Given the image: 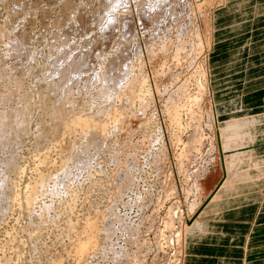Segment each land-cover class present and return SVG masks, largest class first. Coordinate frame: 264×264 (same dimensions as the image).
<instances>
[{"label": "rangeland", "instance_id": "1", "mask_svg": "<svg viewBox=\"0 0 264 264\" xmlns=\"http://www.w3.org/2000/svg\"><path fill=\"white\" fill-rule=\"evenodd\" d=\"M14 1L15 2H13L12 0H2V3L0 1V33H1V35H0V89H1L0 90V95H1V97H0V99H2V100H0V113L3 112V110H7V108L9 106H10L11 110L16 109V111H17V110L21 109L25 103H26L25 106L26 105L28 106L30 104L29 105L30 106V110H29V113H28V115H29L28 119H30L28 121H30V122L28 123V126L25 128L27 133L29 132L28 133L29 136H28V139L26 138V139H24L22 141V143L20 142L21 144H19L18 150H17V156L20 155L21 158L24 156V158H23L24 160H22L21 158L20 159L22 161L19 160L20 163H23L22 164V168H23L22 175L19 176L18 180H16L17 178L14 179L16 181V183H17L18 187L17 186L16 187H17V189H19L18 191H20L22 193L23 192L22 189L24 190V188H23L24 184L29 182V180L32 179V177L35 175V173L33 175V172H35V170L34 171L32 170V168L34 169L35 165L32 162H35V164L37 162H36L35 159H31V160H33V161L30 160L31 163H30V161H28L30 158L33 157V152H34V151L32 152L33 147H34V144H33L32 140L37 136L38 132L39 133L42 132V130H40V129H42L43 127H44L43 129H45L47 126H49V125H47L49 122L48 123L46 122V124H44L45 122L43 123V121L46 118L45 112L47 111V113H48L52 109V107H55V104L56 105L59 104L61 102V98L63 99V97L65 96L64 92L66 90L63 92L64 95H62V92H59V91L57 92V93L61 94V95L58 94L61 97H58V95L56 96L55 93H53V95H52L51 91H49L51 89L50 86L53 84L52 82H54L52 78H51V80L49 78H50V76L53 77V73H55V71H53V70H56L55 68H53L54 66L52 64L53 63L52 60L55 59L54 57L57 58V55H58V53H60L61 49H62V51H65V49H66V52H64V55L62 54L63 57L60 55L61 53L58 55V56H60L61 59L58 57L57 59L54 60L56 68H57L58 67V63H59V67H60V65L62 66V63H63L62 61H64L65 57H70V56L73 57V55H74L73 58L74 59H78L80 57V54L82 53V52L80 53V51L81 50L83 51L84 45H88V47L92 48L90 46L91 44L89 43L88 36H84L83 35L86 39L82 40V38H84L82 36L81 40L84 41V43H82V45L80 44L82 41L81 40L79 41L80 37H78L76 35V33H77L76 31H78V30L77 29L75 30L76 24L74 26V22L72 21V19L74 20V18H72L74 16V15H72L73 11L77 10V7L80 8L79 5H81V7H83V8L86 7L87 9L89 8V6H91V8H93V10L96 9L94 11V13L96 12L98 14H101V16H99L100 20L98 18V14H96L97 15L96 16V23L99 21L96 24V27H95L96 32H97L98 29L100 31L102 26L105 24L107 16L103 17L104 16L103 14H105V13L104 12L101 13V10H100V13H99L98 8L95 7V6L99 5L98 7L100 9L102 6H101V2H99V1H102V0H94V1H96V5L95 6H94V4H95L94 1H92L93 3L91 4L90 3L91 1H89V0H88L89 2L87 0H86V2L84 0H80V1L77 0V1L81 2L79 5L78 4L76 5V3H78V2L75 1L76 3L72 4L71 7H70L72 12L69 10L70 9L69 8L67 10V12H69V13H66L67 15L71 13L70 14L71 16L69 15L70 16L69 19H71V18L72 19H71V21L68 20V23L66 22L67 24H65L64 26H68L67 29H69L70 31L74 28L73 32L71 31V35H69V37H68V38L71 37L70 40L67 39L68 41L67 40H66L67 42L65 41L66 43H68L70 41L69 42L70 44L68 43L69 46H67V44L64 43V41L62 42L64 44H62L61 42H57L56 43L54 41V38H52V37L49 38V36H53V35H55L57 33H60V31H62V30H66V28L64 29V26L62 25V23H61L62 21L61 20H59L60 23H58L57 21L53 20V18H55V16H56L55 20L56 19L57 20L58 19H62V17H60V10H58V9H59L60 6L62 8V4H63L62 2H64V0H34V1L33 0H31V1L30 0H21V1H23V4H22V2L20 0L19 1L18 0H14ZM105 1H107V0H105ZM141 1H139V0L138 1L137 0L136 1H134V0H125L122 4H120L121 6L118 7L117 10H119V8H120V10L123 11V9L125 7L126 9H124V10L128 11V13H130V16H131V20H132L131 23L133 24V26L131 24L130 25H131V28H132V31H133V37H132V33H131L130 35H131L132 38L129 35L130 38L128 37V39H127V40L130 39V41H129L130 43H127V45L131 44V46L129 45L130 46L129 48L127 47L128 48L127 51L130 49V51H128V54L131 53L130 54L131 56H136V58L132 57L134 62H136V61L138 62V60L141 59L142 60V64L144 63L143 65L141 64V69L143 68V70L146 72L147 83H149V85H150V92H151L152 101L154 100L152 102V107L150 108V106H149L147 111H146V112H149V113H146L147 116L145 115V119H146V117L148 118V115L150 116V118H148V120H151V122L149 123L150 124L149 126L152 127V128H150L152 130V132L150 130V133H149L148 130H147L149 127L144 125L145 124L144 117L140 118L138 116L139 118L137 120H134L133 119V115H134L133 112L129 113L128 106H127L128 109L125 107L128 110L127 113L129 114V116H130V114L131 115L133 114L132 116H130V117H132V120H131V118H129L127 116L128 114L126 115L128 117V119L126 117V120H127L126 123H128V124H125V127L127 125H132L131 126L132 127V131L127 133L124 137L123 136L121 137L120 135H117L118 134L117 131L114 132V135L111 133L110 138H112V140L114 138L115 139L113 141L110 138H109V141H108V139H106L104 141V143L106 142L107 144H104V147H103V144L100 146L101 148L102 147L105 148V150L104 149L102 150L100 147L96 150V152L94 150L92 151L93 148H89L90 150L89 149L86 150L85 152L88 151V154H89V156L86 155L88 157L86 162L81 163L82 165H80V163L76 164L77 167L75 166V168H74L76 171L74 169L72 170V172H74L73 176L75 175V177H76V175H77V177L74 178V177H72V175H70V178L66 177L67 179L64 178L62 180V186L61 187H63V184H64V186L67 187L68 191L73 192L75 194V197L77 198V199L76 198L74 199L76 203L74 201H73L74 203H72V206L74 205L73 206V210H72V215H73V217H72L73 220H71L72 222H74L76 218H78L79 221L81 220L80 222H82L83 221V217L84 218H86V217L87 218H92L97 213L100 214V215H103L105 213L104 212L105 207H106L105 205H106V203L108 201V198L111 195V193L116 190V192H114V193H117V195H118L117 196L118 201H116L117 204L115 203L113 205L114 209H112L113 210L112 213L115 216H117V218L114 219L113 216L111 217L112 220H110V223H109V227H110V231H111L110 235L108 237L106 236L107 238L105 239V235L102 232L103 230L100 232L99 237L96 238L97 239L96 240V242H97L96 250L97 251L95 250L93 252L92 256L90 255V257H89L90 259L87 260L86 263L83 262V264H133V263L134 264H167V263L168 264H182L183 263L184 254H181V251H180V248H181L180 245L181 244L180 245H178V244L175 245V243H177V241H175V239L172 240L173 239L172 231H170L171 232L170 233L168 230L166 231L164 229L165 232L164 231L162 232L164 227H162L163 224L161 223V221H163V218H164V216L166 214L165 213L166 210L168 208H170V209H172V208L175 209L176 208L174 211L176 212L177 215L174 213V216H176V217H174L173 226L177 228L178 227V222H179V224H182L181 234L183 232H187L188 231V223H189V226H190L191 223H193V221L196 218L199 210L203 206H205L206 202L209 201L211 199V197H213L212 196L213 192L217 191V189L225 182L224 179L226 177V173L222 177V179H220L218 181V183L216 181L217 180L216 176L218 174H220V173H216L217 169H218V167L216 166L217 162H214L215 163L214 164L213 163V159H212V157L214 155L215 156L213 158H216L217 153L215 152L216 151L215 148H214V150L212 148V146H214L215 144L213 145L212 144L213 142L210 141V140H212L211 139V130H210L209 127H206L207 125H210L208 123V121H207L206 114H205V112L207 110L205 111V108H203L204 105H202V104L199 105V106L195 105L194 103L192 104V102H193L192 99L194 98V95H195L196 90H197L196 89L197 88L196 85L198 84V80H200V72H201V67H200L201 64L200 63H202L201 61H202V57L203 56H205L206 63H207L206 64V67H207V81H208V88H209V82H211L210 81V74L211 75L213 74L212 73L213 67H209V63H210L209 62V57H210V54H211L210 52L212 50V45H211V48L209 47L210 50H209V48L205 47L200 54L196 55L197 53H195L193 55L194 57H193L192 61L190 63L184 64V65H178L173 60V52H174V50L169 49L167 55L166 54H162L161 55L159 53V50H158V47L163 43V39L166 40L168 38V40H170V39L173 38L172 39V41H173V40H176V39L178 40L180 38H183L185 36V34L182 33L183 32L182 30H184V28L187 27L189 22L191 24H193V25H196L198 29H201V25H202L201 24L202 23L201 19L203 18V16L206 13H208V10H207V8L209 7V5H207L208 1L207 0H176V1L172 0L173 1L172 2L170 0L169 1L170 6L172 4L175 5L174 7H176L175 8L176 10H173L174 7L172 5V9H171L172 11H171L170 10L171 7L168 5V6H165V9H163L164 13H163L162 9L156 8L154 6L155 10L159 9V12L162 11V13H161L162 17L160 15L157 16V18H159V17L161 18V20L159 19L160 22L159 21H154L156 24L158 23V25H155L153 23V21L150 20V18L146 19L147 24H148V28L146 27L147 26V24L145 23L146 21H142L141 22V23H143L146 26L138 23V21H139L138 19L141 18L140 17V13H139L140 7H138V4ZM83 2H85V3L82 6ZM171 2H172V4H171ZM151 3L152 2H150V4ZM185 3L186 4L188 3L184 7V8H186V11H185L184 8H182V6H184ZM223 3H224V1L222 0V3H220L218 6H216L214 8V10H212L211 8L209 9V10H212V22L214 21V17H215L216 12L218 10H220L219 8L221 7V4L223 5ZM150 4L146 2V4H145L146 8H149V6L150 7L152 6V10L154 11L153 3L151 5ZM27 5H28V7H27ZM72 6H73V8H72ZM132 6H134L133 7L134 9L132 8ZM23 7H25V9ZM94 7H95V9H94ZM135 7H138V9H136ZM168 7H169L170 11L167 10ZM14 8L16 10L18 8H20V11L22 13L21 12H18V13L16 12L17 14L16 13L14 14V12H15ZM27 8H31V10L27 9ZM47 8H49V9L51 8V10H49V9L47 10ZM180 8H182V10L184 9L183 11H185V12L180 10ZM41 10H43V12H46L44 10H47V11H50V12H46L47 14L43 13V12L41 13ZM10 11H12L11 14L13 16L10 15ZM29 11L31 12V14H34L35 17L31 16ZM153 11H152L153 14L151 15L152 18H153V15H156L158 13V10H156V14L154 13L155 11L154 12ZM26 12H28V14H30L31 17H34V20H33V18L30 17L32 19L30 21V19H28L29 16L27 15ZM57 12H58V14H57ZM116 12H118V11H116ZM40 13L42 14L41 16H40ZM184 13H185V15H187V17H185ZM44 14L46 15V17L44 16ZM14 15H20V16L22 15V16H24V18L23 17H19V16L18 17L17 16L14 17ZM163 15H165V16L163 17ZM8 16L11 17V19ZM26 16L28 17L27 19H26ZM181 16H182V20L185 19L184 21L181 20ZM177 17H179V19ZM41 18H43V19L41 20ZM45 18L46 19L48 18L47 19L48 23L46 22L47 20L44 21ZM49 18H50V20H49ZM169 19H170V21H169ZM177 19L179 20V22L181 24H183V23L186 24V26L184 24H183V26L179 25L180 24L179 22H178L179 24H177V23L174 24L175 21H173V20H177ZM187 19H188V21H187ZM21 20H22V22H25V21L27 22L29 20L31 23H34V24H31V23L29 24V30H30L31 33L32 32L33 33H32V36L30 35L31 36L30 39L32 38L31 39L32 42L29 40V43L31 45L28 46V48L30 47L29 49H31L30 52L28 50L30 55L27 53L28 56L30 57V59H29V57H26V55L23 56L24 57L23 62L25 61L26 63L22 62V58L23 57H16L13 54V55H10L11 59H9V55L6 54V53H8V49H10L9 51H11V49H12V53L17 52L16 49L19 48L20 45L18 47L15 45V48H13L14 46L13 47H10V46L7 47L4 44V43L7 44V42H8V41H5V40H9L10 38L13 37L12 36V37L8 38L9 32H10L11 29H13L16 26H18L19 23H21L20 25L23 26V23L21 22ZM38 20L39 21L41 20V21L39 22ZM52 20L54 21V23H53ZM167 20H168L169 23L173 22V25H172L173 29H170L171 27H169L170 24H168ZM43 21H44V23H43ZM69 21L73 22V23H70L72 25L69 24ZM26 22L24 23V25L27 24ZM151 22L153 23V25H152ZM165 22H167V24ZM64 23L65 22H63V24ZM75 23H77V22H75ZM149 23H151V24H149ZM42 24H43L44 27L42 26ZM56 24L57 25L61 24V25L58 26L59 27L58 28ZM53 25H55V26H53ZM140 25L144 26L147 29L150 28L149 29L150 32L147 29H146L147 30V32H146V30H144L145 28H143L142 26H141L142 28H140ZM151 25H152V27H151ZM163 25L164 26L168 25L169 28L167 26H166L167 27L166 28ZM175 26H177V27H175ZM179 26H181V27H179ZM18 27L21 28V26H18ZM53 27H55V29ZM60 27H61V29H60ZM178 27L181 28L182 30L178 29ZM155 28H156V30H158L159 28H163V29H161L162 32H159V30L156 32ZM176 28L178 29L177 31H179V30L181 31V32L179 31L180 35H179V33L177 31H176V34H175ZM17 29L18 28L16 27L15 30H17ZM42 29H44V30H42ZM164 29H165V32H166L165 36H164V33H165ZM166 29H168L167 30L168 33H167ZM213 29H214V26H213ZM41 30H42V32H41ZM143 30L145 31V33L143 32ZM154 30H155V34L157 33L155 38H157L158 40L155 39L154 35L152 34V31L154 32ZM3 31L4 32L6 31V33H8V34L6 35V33H4ZM51 31H52V35L50 33ZM214 31L215 30H213V34H214ZM11 32H12V30H11ZM142 32L144 33V38H145L144 40H143V33ZM158 32L161 33V34L163 33V34L162 35H158L159 34ZM53 33H55V34H53ZM146 33L148 34V36H147ZM73 34H74V36H73ZM77 34L79 35V33H77ZM150 34H152V37L155 39L154 40L152 38L154 40L153 43H151L152 39H151ZM173 34H175V35H173ZM11 35H13V32L11 33ZM177 35H179V36L182 35V36L179 38ZM6 36H7V38H6ZM38 37H41V38L38 39ZM146 37H148V38H146ZM175 37H176V39H175ZM73 39L76 40V42L78 44L74 43L75 41ZM51 40H53V42L55 44L51 43L52 42ZM102 41H105V40H103V38H102ZM114 41H115V39L112 40L111 42L110 41L108 42L107 40L105 41L106 42V44H105L106 47H109L111 45L109 50L112 51V52H116L115 50L118 47V45H116V43ZM159 41H160V43H159ZM39 42H41V43H39ZM72 42L74 44V48H76V46L78 45L77 48H76L77 52L73 48V46H71ZM137 42H138L139 50H137V49L135 50V45H136ZM154 42H156V44ZM57 44H60V46H62V47H60V46L58 47ZM146 44H149V45H146ZM150 44H151L152 47L150 46ZM153 44L155 45V47H154ZM53 45H54V47H53ZM63 45H66V47L64 46V49H63ZM55 46H57L58 48H56ZM52 47L55 49V52H58V53H56V54L53 53L54 49L51 50ZM69 47L70 48L72 47L73 49L71 48L72 49L71 50V49H69ZM146 47H148V49H150V47H151V50H153L154 53L155 52L157 54L159 53L158 59L155 58V59L150 61L148 59V55H147L148 49ZM23 48H24V46H22V49ZM90 48H88V49H90ZM104 48H105V46H104ZM186 48H185V50L187 52L186 53V55H187L188 52H189V47H186ZM32 49H35L36 51L34 52V50H32ZM79 49H81V50H79ZM86 49H87V46H85L84 50H86ZM56 50H58V51H56ZM155 50H157V51H155ZM49 51H51V54H50ZM9 53H11V52H9ZM52 53H53V58L50 60V62H52V63H49L48 62V58L52 57ZM65 53L67 54V56H66ZM137 53H138V55H136ZM71 54H73V55H71ZM93 54L92 55L95 56V53H93ZM47 55L51 56V57H47ZM77 55H78V57H77ZM163 55H164V57H163ZM13 56H15L16 58L15 57L13 58ZM42 57H45V58H42ZM95 57H93L92 59L94 60V63H96V64H94L92 66L93 69L90 68V69H92V71L89 72V74H91V75L89 76V74H88V76H87V79L89 78V80H91V82H92L93 77L96 76L95 74L98 73V71L101 68V65H100L101 61L99 62V60H95ZM7 58H8V61H7ZM70 58H66V59L68 60ZM73 58H71V59L73 60ZM137 58H138V60H137ZM169 59H170V62H172V64L173 63L174 64L176 63V64L174 66H172V64L169 62ZM155 60H157L158 62L155 61ZM44 61H45V63H44ZM153 62H155V65H154ZM97 64L100 65V68H99V66H97ZM43 65H44L45 69L43 68ZM151 65L154 66L153 68H154V70H156V78H155V80L159 84L158 85V87H159L158 90L159 91L156 88H155L156 91L154 89V85L155 84H154L153 78L155 76L152 73ZM211 65L212 64H210V66ZM18 66H19V68H18ZM46 66H47V68H46ZM48 68L52 69V74H51V70L48 69ZM218 68H219L218 72H222V69H224L223 67H219V66H218ZM47 69H48V71H50L49 73H47L48 72ZM18 70L20 71V73L18 72ZM171 70H172V74H171ZM225 70L227 71L228 69L226 68ZM25 71H27V72H25ZM94 71H97V72L95 73ZM46 74L48 76H46ZM169 74H171V77L167 78V75H169ZM178 75H179V77H178ZM7 76H9L8 79H7ZM14 76L16 77V79L14 78ZM97 76H98V74H97ZM47 77H48V80H49V82L47 81V83L50 84L49 87L47 86L48 84L45 83V80H47ZM54 77H55V74H54ZM220 77H222V75ZM82 78H83V76H82ZM34 79H37V80L34 81ZM38 79H40V80H38ZM2 80L7 82V84L5 82L6 86L3 84L4 82ZM54 80H55V78H54ZM38 81L39 82L42 81L41 84L44 82V86H39ZM50 81H52V82H50ZM75 81H76V83L69 84L70 87H71V89L69 88L70 89L69 91H71V90L73 91L74 90V92L71 91L73 93L72 95H70L72 98H70L68 96L69 100L73 99V103H74L76 101L75 99H77L76 103H78V105H77L76 109L80 108L83 105H84L83 108H88L89 105L93 106L94 102L92 100H89V101H92L93 103L88 101V99H90L89 97H92V95L89 96L91 94V90H92L91 87L88 88L89 92H87V90H85V89H84L85 90L84 91L82 88H80L81 85L80 86L77 85L78 84L77 80H75ZM14 84H15V86L19 85L21 88L20 87L19 88H17V87L15 88ZM21 84L23 86H21ZM37 84H38L39 87H37ZM178 84H180V85H178ZM182 84L184 86L180 90H177L178 88H180V86ZM66 85H68V84H66ZM45 86H47V88H45ZM76 86L79 87V89H77ZM176 86H179V87H176ZM6 87L8 89L10 88L9 90H11V94L9 93L11 99H10L9 96H7L8 92H6V90H7ZM155 87H156V85H155ZM175 87L177 88L176 90H175ZM3 88H4V90H3ZM22 88L24 89L25 92L22 90ZM41 88L47 89L48 93H47V91L45 92V90L41 89ZM28 89H29V91H28ZM35 89H36V91H35ZM14 90H16V91H14ZM138 90H139V88H137V91ZM38 91H40L41 93L38 92ZM56 91H54V92H56ZM69 91H66V93H69ZM5 92H6V95H5L6 98L3 97ZM37 92L40 95L37 94ZM71 92L69 94H71ZM157 92H160V93L157 94ZM24 93L28 95V96L26 95L25 98H24V96H25ZM44 93L47 94V95H44ZM49 93H50V95H49ZM82 94H83V96H82ZM77 95H80V97L77 96ZM209 95H210V89H208V92H207V96L209 97V100H207V98H208L207 97L206 100L204 101V103H206V104L209 103L210 106H211V109H212L211 96H209ZM38 96L39 97L40 96H42V97L44 96V97L43 98L41 97V99H40ZM16 97H17V99H16ZM53 97L54 98L56 97V99H54ZM66 97H67V95H66ZM66 97H64V98H65V100L68 101V99H67L68 97L67 98ZM73 97H75V99ZM165 97H166V99H165ZM29 98H30V101H28ZM45 98H46V100H44ZM50 98L52 99V101H50L51 100ZM3 99H5V100H3ZM7 99L9 100V103H8ZM12 99H14V100H12ZM78 99H79L80 103L78 102ZM36 100H38V101H36ZM42 100H44L46 102V105H45L46 108L48 107V104H49V106H50L49 110L45 109V107L44 108L42 107V106H44ZM62 102H63V100H62ZM71 102H72V100H71ZM85 102H86V104L88 106L85 104ZM51 103H53V104H51ZM40 106L42 107V109H45V110L42 111ZM153 106H154V109H153ZM167 106L171 107V111H173L174 118H172L170 116V118L168 119L167 112L165 110ZM261 107L264 108V104L253 106V108H261ZM40 109H41V111L43 113L40 111ZM149 110H152V111L150 112ZM242 110H245V109H236V110H233L232 112H229L228 114H232V113L239 112V111H242ZM191 111H194V113L192 112L193 114H198L199 113L198 115H200V121H199V118H198L197 121H199V124L201 125L200 128H199L200 129L199 131H200V134H201L203 142L201 141V144H202V145L200 144L201 147L197 146V148L198 147L200 148V150H198L199 152L196 151V148H195L196 146L194 148L190 147L191 148V150H190V148L188 149V144H186V142L189 141V137H190L191 133L194 131L192 126H190V128H189V126L186 125V122L189 119L188 116H189ZM202 111H204V112H202ZM152 112H153V115H152ZM215 112L218 113L217 110H215ZM252 112L256 113V111H252ZM70 113H68V112L65 113L66 118H64L65 116L63 114L61 115V117L65 121V123H68L71 120V118H72L71 115L72 116L74 115V114H71L70 116L67 115V114H70ZM84 113L87 114V115H84ZM84 113L82 112L81 114H83V116H85L88 119L91 118L88 113H86L85 111H84ZM93 113L94 112H92V114ZM39 114H41V115H39ZM43 114H45V116ZM68 116H69L70 120H69ZM234 116H236V115H234ZM262 116L261 117L260 116H253L252 117L253 119L247 120V122H245L246 125L244 124L245 131H247V132L249 131L248 133H250V131L252 130L254 132L261 133L264 130V116L263 117ZM42 117H45V118H42ZM175 117H177V119H178V125L179 126L175 128V131H174V134H173V130L171 128V132H170V128H169L168 124H169V121L174 120ZM41 118H42V120H41ZM230 119H228V118H218V119H216L215 116H214V111H213V124H214V128H215L216 139H218V144H219V140L221 139V142H223L225 147H226V142H227L226 141V139H227L226 135H227L228 127H229L228 122H230ZM154 120H155V122H154ZM139 121H140V124H139ZM41 123H43L44 126H43V124L41 125ZM154 123H156V124H154ZM34 125L35 126L37 125V126L35 127ZM152 125H154V126H152ZM144 128H146V129H144ZM208 128H209V130H208ZM140 130L142 131V133H141ZM219 130H220V133H219ZM239 130H243V129H239ZM131 132H132V134H131ZM238 132H240V131H238ZM247 132L244 133V134H247ZM72 133H70V134L73 135ZM152 133H153V135H151V138H150V135H149V137H147L148 134H152ZM168 133H169V135H168ZM130 134H131L132 137L130 136ZM112 135H113V137H112ZM121 135H123V134H121ZM158 135L161 138H158ZM128 136H129V138H128ZM177 136L180 137L179 140H177ZM118 137H119V139H118ZM48 138H51V136L49 134H48ZM120 138L121 139L124 138V140L127 141V142L125 143V141L121 140ZM171 138H172V140H170ZM159 139L162 140V142H163V148L162 149H161V146H160L161 142H160ZM119 140H121L122 142L121 141L118 142ZM224 140H225V142H224ZM115 141L119 145L116 143L113 146ZM72 143L70 142L71 146L67 150V152H69V153H71L75 149L76 143L73 145L74 147L72 146ZM108 143H109L110 147L107 146ZM177 143H179V144H177ZM234 143H236V141ZM218 144H217V150H218ZM248 144H251V143H248ZM124 146H125V148H124ZM236 146H240L241 147V148H239L240 151H241V149H243V147L241 145H236ZM234 147L235 146H233L231 148H227V150H233ZM183 150L186 153H184ZM235 150H238V149H235ZM24 152H26V154ZM28 152H29V154H27ZM132 152L133 153L136 152V153L133 154ZM161 152H162V154H161ZM31 153H32V155H31ZM178 153L182 154V156H181L182 159H181V157L179 158ZM218 153H219V151H218ZM225 153L229 154L230 152H225ZM51 154H52V152H50V155ZM90 154H92V155H90ZM130 154H133L135 156V161L137 162L136 163L137 165L135 166L136 169H134L133 173L131 172L132 176H131L130 180H132V181H130V182H128L126 184L125 181L123 180L124 178L122 177V174L120 175L119 172H117V171L119 169V166H121L122 164H125V162L127 164V162L131 161ZM27 155H29V158H28ZM185 155H187L186 158H185ZM68 157L69 156L67 155V158ZM223 157H224V155H223ZM52 158H53V155H52ZM149 158H151L150 161H149ZM209 158H211V159L209 160ZM188 159L191 161L190 163L188 162ZM180 160H182V161L180 162ZM121 161H123V163ZM154 162H155V164L152 165ZM178 162H180L181 164L178 163ZM220 162H221V157H220ZM84 163L86 164V168L84 167V165H85ZM210 163H212V164H210ZM30 164H31V166H30ZM97 164H98V166H97ZM157 164H158L157 172L159 171V174L154 172L155 171L154 168H156L154 166H156ZM178 165L180 166V169L178 168ZM182 165H183L184 169L181 167ZM81 167H82V169H81ZM84 168L86 169V171H84L85 170ZM2 169H3L2 165L0 164V174H1L0 177L2 176V171H3ZM181 169H183V170H181ZM206 170L209 173H207ZM184 171H186V172H184ZM131 173H130V175H131ZM196 174H198V176L194 177ZM30 175L31 176L33 175V176L31 177ZM98 175H100V176H98ZM167 175H169V176H167ZM185 175H186V180L187 181L184 180L185 179ZM213 175H214L215 179L213 178ZM87 178H89V180H90L89 183H87V181H88ZM252 180L254 181V183H256V181H258L255 178H253ZM198 183H203V184H207L208 183L209 185L211 183L212 184L214 183L216 185L213 187L214 189L212 188V190L210 191L211 193L207 194L206 197L203 198V195L200 194V192H199ZM72 184H74V186ZM113 185H115V186L113 187ZM72 189H73V191H72ZM172 189H174V191H175L174 193L175 194L172 193ZM263 190H264V186L258 188V190H257L258 191V195L259 194L262 195ZM20 194H19L18 197L21 196ZM172 194L175 195V196H173ZM148 196H149V198H148ZM117 198H116V200H117ZM262 198H263V195H262ZM17 199H19V198H17ZM53 199L54 200H52L53 202H51V204H50V202L48 203L49 204V210L48 209L44 210L46 212H43L42 210H40V212L43 213V216H41L42 214L39 213L40 216H41V219H42L40 221L44 220L43 222H46L48 224V225H46L45 223H43L44 226L47 227V230H49V229L51 230V231H49L50 234L48 236L40 238L41 240L35 241L36 243L32 244V245H34V247L31 246V244H27L26 243V240H24L25 233L22 234V231H23L22 229L28 224L27 216H25V214L20 212L19 208L16 207V206H15L16 207L15 209H14V206H13V208H11L9 205H8L9 207L7 206L8 208L7 207L5 208V206L7 205L6 201L4 203H2L3 201L0 200V210L2 211V212L0 211L1 212V214H0V233H1L0 234V251H2V253L1 252L0 253L3 256H5L6 259L8 257L9 258L8 260H9V262L11 264H14V263L15 264H49L50 263L49 261H50V259L52 257H53L52 259L59 258V261H61L60 262L61 264H72V262L70 263V261H68L69 259L67 258V256L65 257L66 253H64L65 251L62 249V247L64 248V246H62V245H65L67 247V245H66L68 243L67 237H66V235H65L66 238L63 237V235L61 237V235L59 233L57 234V231H59V229L61 228V225H62L65 217L61 216L62 217L61 218L62 220H61L60 216L58 217V216L54 215V213L56 211L58 212V209L63 208L65 205H68V204H65V203H69V202H67L66 196H63V191L61 192V194H58L57 196H54ZM145 204H146L147 207L145 206ZM192 206H193L194 210L191 208ZM58 207H60V208H58ZM52 208L54 209V211H53ZM17 209H18V211H17ZM3 211H4V213H3ZM99 212H101V213H99ZM45 214L47 215V221L48 222L46 221V215ZM104 215L106 216V214H104ZM6 216L8 217V220H7ZM78 219H77V221H78ZM53 220H54V222L56 224V227H58L60 225L59 226L60 228L59 227L58 228L54 227L55 224L53 222H51ZM49 221H50L51 224H49ZM117 221H118V223H116ZM52 224H54V225H52ZM186 224H187V226H186ZM121 225H122V227H121ZM159 227H160V229H159ZM99 228H100V226H99ZM173 230H175V228ZM158 231H159V233H158ZM6 232H7V234H6ZM156 232L158 233L159 236L157 235ZM160 233H162L163 235L160 234ZM167 233L170 234V237H168L169 234H167ZM54 234H55V236H54ZM153 234H155L156 236L155 235L153 236ZM166 234H167V236H166ZM161 235H162V237H161ZM18 236H19V238L21 237L20 238V240H21L20 242L23 243V240H24L25 244L23 243L22 246H21L22 248L20 247V249L18 248L17 250H15V247L17 248V245L15 243L16 242L18 243V241H19ZM11 237H12V239H11ZM164 237H168L167 239L169 241H167V239L164 238ZM169 238H171V240ZM147 239H148V241H147ZM163 239H166V240H163ZM161 240H163V242ZM56 241H58V242H56ZM108 242H109L110 245H108ZM164 242L166 243V245L168 247L165 245ZM37 243L42 248L39 247L37 245ZM5 244H9V245H5ZM13 246H15V247H13ZM46 246L49 249L48 250L49 251V253H48L49 256L43 250V248L46 247ZM160 247H161V249H160ZM33 249L35 251H33ZM62 250H63V252H62ZM109 251H111L113 254L110 253ZM4 252H6V253L4 254ZM98 252H100L101 254H98ZM16 253H17L18 256L16 255ZM115 253H116V255H115ZM61 254H63L64 256L61 255ZM111 256L113 258H111ZM28 257H29V259H28ZM61 257L63 258V260H62ZM133 257H135V258H133ZM66 258H67V260H66ZM116 258H117V260H116ZM131 259H133V260L131 261ZM11 260H12L13 263L11 262Z\"/></svg>", "mask_w": 264, "mask_h": 264}, {"label": "bare ground", "instance_id": "2", "mask_svg": "<svg viewBox=\"0 0 264 264\" xmlns=\"http://www.w3.org/2000/svg\"><path fill=\"white\" fill-rule=\"evenodd\" d=\"M1 1V3H2V0H0ZM13 2H15L14 0H12ZM19 1V0H18ZM21 1V0H20ZM31 1V0H30ZM34 1V0H33ZM78 2V3H76V2ZM80 1V0H79ZM79 1H77V0H64V2H62L61 4H62V8H61V6L59 7V9L58 10H60V17H62V19H56L55 20V18H56V16H55V18H53V20L54 21H57L58 23H60L59 22V20H61L62 22V25L64 26L65 24H67L68 23V20H70L71 21V19L72 18H74V20L72 19V21L74 22V26H75V24H76V26H75V30L77 29L78 31H76L77 33H79V35L76 33V35L78 36V37H80V39H79V41L81 40V38H82V36L84 35V36H88V40H89V43L91 44L90 46L92 47V48H90V47H88V45H84V48H83V51L81 50V49H79V50H81L80 51V57L78 58V59H74L73 57H74V53L73 54H71V55H73V57L72 56H70L71 58H73V60L70 58V57H65L64 58V61H62L63 63H62V66L60 65V67H59V63H58V67L56 68V65H55V59H57L58 57L60 58V56H58L60 53V55L63 57V55H64V52H66V49H65V51H62V49H61V51L63 52H61L60 51V53H58V52H55V49L53 48L54 47V45H53V47L51 48V50L52 49H54V52L53 53H58V55H57V58L56 57H54L55 59H53L52 61H53V63L52 62H50V60L53 58V53H52V57L51 56H48L47 55V57H51V58H48V62L49 63H52L53 64V68H55L56 70H53V71H55V73H53V77H51L50 76V80H51V78L53 79V81L54 82H52V81H50V82H52L53 84L50 86V84H48L47 83V81L49 82V80H48V77H47V80H45V83L46 84H48L47 86L49 87H51V89L49 90V91H51V93H52V95H53V93H55V95L57 96L58 94H60V93H57L58 91L59 92H62V95H64V93H65V96L64 97H66V95H67V97L69 96L70 98H72L70 95H72L73 93L72 92H74V90L71 92V91H69L70 89H71V87H70V85L69 84H71V83H76V81L75 80H77V85H81V87L80 88H82L83 90L85 89V90H87V92H89L88 91V88L89 87H91V94L89 95V96H91L92 95V97H89L90 99H88V101L89 100H92V101H89V102H92L93 103V106H91V105H89V107L88 108H83V106H81L80 108H78V109H76V107H77V105H78V103H76L77 102V99H75V97H73L76 101L73 103V99H70L69 100V97L67 98L68 99V101L67 100H65V98L63 97V99L61 98V102L59 103V104H55V107H52V109L47 113V111L45 112V114H46V118L45 117H42V118H45V120L43 121V123L44 124H46V122L48 123L47 125H49V126H47L45 129H43L44 127V124L43 123H41V125L43 124V128L42 129H40V130H42V132L41 133H39L38 132V134H37V136L32 140V142H33V144H34V147H33V150H32V152H33V157L32 158H30L28 161H30L31 159H35L36 160V164H35V162H32L34 165H35V167H34V169L32 168V170L34 171L35 170V172H33V175H34V173H35V175L32 177L31 175V177H32V179H28L29 180V182H27V183H25L24 184V190L22 189V193L20 192V191H18L19 189H17V183H16V181L14 180L15 178H17L16 180H18V178H19V176H21L22 175V170H23V168H22V164L23 163H20V161L19 160H24L23 158H24V156L21 158V156L19 155V156H17V150H18V146H19V144H21L22 143V141L24 140V139H28V133H27V131L25 130V128L28 126V123L30 122V121H28V120H30V119H28V117H29V115H28V113H29V110H30V104L27 106H25V104L23 105V107L21 108V109H19V110H17L16 111V109H13V110H11V108H10V106L7 108V110H3V112H1L0 113V164L2 165V176L0 177V200L1 201H3L2 203H4L5 201H6V206H5V208L9 205L11 208H13V206H14V209L16 208V207H18L19 208V211L20 212H22L23 214H25V216H27V219H28V224L22 229L23 231H22V234L23 233H25V237H24V240H26V243L27 244H31V246H33L34 247V245H32L33 243H36L35 241H37V240H41L40 238H42V237H45V236H48L50 233H49V231H51L50 229L49 230H47V227L46 226H44V224L43 223H45L46 225H48L46 222H43V221H40V220H42L41 219V216H43V213H41L40 212V210H42L43 212H46V211H44V210H49V202H50V204H51V202H53L52 200H54L53 199V197L54 196H57L58 194H61V192L63 191V196H66V198H67V202H69V203H65V204H68V205H63L62 207L63 208H60V207H58V208H60V209H58V212L56 213H54V215H56V216H60V219L64 216L65 218H64V221H63V223H62V225H61V228L59 229V231H57V234L59 233L60 235H61V237H62V235H63V237H65V235H66V237H67V241H68V243L66 244L67 245V247L65 246V245H62V246H64V248L62 247V249L65 251L64 253H66V255H65V257L67 256V258L69 259L68 261H70V263L72 262V264L74 263V264H83V262H85L86 263V261L87 260H89L90 258V255L92 256V254H93V252L96 250V247H97V242H96V238H98L99 237V234H100V232L102 231L103 232V234L105 235V239L110 235V227H109V223H110V220H112V216L114 217V219H116L117 218V216H115L113 213H112V209H114L113 208V205L116 203V201H118V198H117V193H114V192H116V190L115 191H113L112 193H111V195L109 196V198H108V201H107V203H106V207H105V210H104V214H106V216L103 214V215H100V214H96V215H94L92 218H84L83 217V221L82 222H80L79 221V219L78 218H74L75 219V221L74 222H72L71 220H73V215H72V210H73V206H72V203H74L75 202V194L73 193V192H71V191H68V189H67V187H65L64 186V184H63V187H61L62 186V180L64 179V178H66V177H69L70 178V175H72V177H74V178H76L77 177V175H76V177H75V175L73 176V173L74 172H72V170L75 168V166L77 167V165L76 164H79L80 163V165H82L81 163H83V162H86V160H87V156H89V154H88V151L87 152H85L86 150H88L89 148H93L92 149V151L94 150L95 152H96V150L103 144V147H104V144H107L106 142L104 143V141L106 140V139H108V141H109V138H110V136H111V133L114 135V132H118V134L117 135H120L121 137L123 136H125L127 133H129L130 131H132V125H127L126 127H125V124H128V123H126V117L128 116L129 118H131V120H132V117H130V116H132L133 114V119L134 120H137L139 117L141 118V117H144V121H145V124L144 125H146L147 127H149L147 130H148V132L150 133V128H152V127H150L149 125V123L151 122V120H148V118H150V116L148 115V118L146 117V119H145V115L147 116V114L146 113H149V112H146L147 111V109H148V107L150 106V108L152 107V102L154 101H152V97H151V92H150V85H149V83H147V75H146V72L143 70V68L141 69V64H142V60L141 59H139L138 60V58H137V60H138V62L136 63V62H134V60H133V58L132 57H134V58H136V56H131L130 54L131 53H129L128 54V51H130V49L127 51V49L131 46V44H129V45H127V43H130L129 41H130V39L129 40H127L128 39V37H129V35L132 33V37H133V31H132V28H131V25L133 26V24L131 23L132 22V20H131V16H130V13H128V11H125L124 9H126L125 7H124V9H123V11L122 10H120V8H119V10H117L118 9V7H120L121 5L120 4H122L125 0H107V1H105V0H102V1H99V2H101V8L99 9V3L97 4L98 6H95L96 5V1H94V0H89V1H91L90 3L92 4L93 2L92 1H94L95 2V4H94V6L96 7V8H98V10H99V13H100V10H101V13H105V14H103L102 16L103 17H105V16H107V19H106V21H105V24L102 26V28L100 29V31H99V29L97 30V32H96V29H95V27H96V24L99 22H97L96 23V14H98V13H94V11L96 10L95 9V7H94V9L95 10H93V8H91V6H89V8L87 9L86 7L85 8H83V7H81V5H79L81 2H79ZM85 2H86V0H84ZM88 1V0H87ZM88 1V2H89ZM134 1H136V0H134ZM138 1V0H137ZM139 1H141V0H139ZM169 1L170 0H142L139 4H138V7H140V9H139V13H140V19H138L139 21H138V23H140V24H142V25H144L143 23H141L142 21H146V19H149L150 18V20L151 21H153V23L155 24V25H158V23L156 24L154 21H159L160 22V20H161V18L159 17V18H157V16H161L162 17V15H161V13H162V11L161 12H159V9H156V10H158V13L156 14V10H155V7L156 8H160V9H165V6H170V3H169ZM172 1V0H171ZM176 1V0H175ZM208 1V3H207V5H209V7L207 8V10H208V13H206L204 16H203V18L201 19V21H202V25H201V29H198L197 28V26L196 25H193V24H191L190 22L188 23V25H187V27H183L184 28V30H182L181 28H179V27H181V26H183V24H181L180 22H179V17H177L178 19V21L177 20H173V21H175L174 22V24L175 23H177V24H179V25H181V26H179L178 27V29H181L183 32L182 33H184L185 34V36L183 37V38H180L181 36H179L180 35V33H179V31H177L178 29L176 28V30H175V34H176V31L179 33V35H177L180 39H176V37H175V39L176 40H173L172 41V39H170V40H168V38L166 39V40H164L163 39V43L158 47V50H159V53L162 55V54H166L167 55V53H168V51H169V49H172V50H174V52H173V60L178 64V65H184V64H188V63H190L191 61H192V59H193V55L195 54V53H197L196 55H198V54H200L201 52H202V50L205 48V47H207V48H209L210 47V45H211V43H212V38H211V34H212V32H213V24H212V10H214V8L216 7V6H218L220 3H222V0H207ZM210 1V2H209ZM17 2V1H16ZM22 2V4H23V1H21ZM20 2V3H21ZM25 2V1H24ZM52 2V1H51ZM85 2H83V4H82V6L84 5V3ZM98 2V1H97ZM146 2L147 3H149L150 4V2H152L153 3V7H154V11L152 10V6L150 7L149 6V8H146ZM173 2V1H172ZM172 2H171V4H172ZM197 2V1H196ZM19 3V2H18ZM32 3V2H31ZM74 3H76V5L78 4L79 6H80V8L79 7H77V10H75V11H73V14L72 15H74L71 19H69L70 18V14H66V13H69V12H67V10L71 7V5L72 4H74ZM137 3V2H136ZM151 3V4H152ZM176 3V2H175ZM189 3V2H188ZM187 3V4H188ZM150 4V5H151ZM186 3H185V5L184 6H182V8H184L186 5H187ZM18 5V4H17ZM26 5V4H25ZM88 5V4H87ZM135 5V4H134ZM173 5V4H172ZM172 5L170 6L171 8H170V10L172 9ZM179 5V4H178ZM199 5V4H198ZM137 6V5H136ZM175 5H173V7H174ZM19 7V6H18ZM27 7H28V5H27ZM134 6H132V8H133ZM138 7H135L136 9H138ZM148 7V6H147ZM163 7V8H162ZM17 8V7H16ZM24 9H25V7H23ZM22 8V9H23ZM72 8H73V6H72ZM176 7H174V9L173 10H176L175 9ZM182 8H180V10H182ZM198 8V7H197ZM212 9V10H209V9ZM13 9V8H12ZM15 9V8H14ZM23 9V10H24ZM27 9H30L31 10V8H27ZM49 8H47V10H48ZM122 9V8H121ZM134 9V8H133ZM185 9V11H186V8H184ZM183 9V10H184ZM47 10H44V11H46V12H50V11H47ZM49 10H51V8L49 9ZM70 11H71V8L69 9ZM97 10V11H98ZM167 10L168 11H170L169 10V7L167 8ZM182 10V11H183ZM36 11V10H35ZM87 11V12H86ZM116 11H118V12H116ZM121 11V12H120ZM152 11L156 14V15H153V18H152ZM172 11V10H171ZM185 11H183V12H185ZM18 13V12H21L20 11V8H18L17 10L15 9V12H14V14L15 13ZM24 12V11H23ZM43 12V10H41V13ZM46 12H43V13H46ZM72 12V11H71ZM135 12V11H134ZM12 13V11H10V15H12L11 14ZM16 13V14H17ZM22 13V12H21ZM25 13V12H24ZM27 13V15L29 16V18L26 16V19L28 18V19H30V21L32 20L31 18H33V20H34V17H35V15L34 14H31V12L29 11V13L31 14V16H34V17H31L30 16V14H28V12H26ZM40 13V16L42 15ZM118 13V14H117ZM163 13H164V10H163ZM20 14V13H19ZM47 14V13H46ZM57 14H58V12H57ZM180 14V13H179ZM178 14V15H179ZM24 15V14H23ZM62 15V16H61ZM70 15V16H69ZM184 15H185V13H184ZM13 16V15H12ZM15 16H19V17H23L24 18V16H20V15H14V17ZM44 16L46 17V15L44 14ZM49 16V15H48ZM47 16V17H48ZM99 16H101V14H98V18H99ZM165 15H163V17H164ZM9 17V16H8ZM31 17V18H30ZM185 17H187V15H185ZM10 19H11V17H9ZM58 18V17H57ZM189 18V17H188ZM25 19V20H26ZM43 18H41V20H42ZM48 19V18H47ZM46 18L44 19V21L45 20H47ZM144 19V20H143ZM153 19V20H152ZM160 19V20H159ZM40 20V21H41ZM49 20H50V18H49ZM52 20V21H53ZM98 20V19H97ZM99 20H100V18H99ZM105 20V19H104ZM141 20V21H140ZM163 20V19H162ZM181 20H182V16H181ZM185 20V19H184ZM184 20H182V21H184ZM14 21V20H13ZM29 20L26 22L27 24L26 25H24V23L25 22H22V20H21V22L23 23V26L22 25H20L21 23H19V25L18 26H21V28H19L18 26H16L18 29L17 30H15V28H13V29H11L12 30V32H13V35H11V30H10V32H9V36H8V38H10V37H12V38H10L9 40H5V41H8L7 42V44L6 43H4L7 47H13V48H15V45L18 47L19 45V48H17L16 50H17V52H15V53H12V49H11V51H9L10 49H8V53H6V54H8L9 55V59H11L10 57V55H15L16 57H23V56H25L26 55V57H29L28 56V54H29V52H30V50L31 49H29L28 48V46L29 45H31L30 43H29V40L32 42V38L30 39V37L32 36V33L30 32V30H29V24L31 23ZM39 21V20H38ZM39 21V22H40ZM44 21H43V23H44ZM51 21V22H52ZM54 21H53V23H54ZM69 21V24L70 23H73V22H70ZM169 21H170V19H169ZM177 21V22H176ZM187 21H188V19H187ZM186 21V22H187ZM33 22V21H32ZM47 23H48V20L46 21ZM63 22H65L64 24H63ZM67 22V23H66ZM75 22H77V23H75ZM167 22H168V20H167ZM167 22H165L166 24H167ZM179 22V23H178ZM46 23V24H47ZM56 23V22H55ZM146 24H147V21L145 22ZM152 23V22H151ZM151 23H149V24H151ZM153 23H152V25H153ZM31 24H34V23H31ZM41 24V23H40ZM52 24V23H51ZM131 24V25H130ZM168 24H170V26L169 27H171L170 29H173L172 28V25H173V22H171V23H169L168 22ZM2 25V24H1ZM45 25V24H44ZM57 25V24H56ZM61 25V24H60ZM60 25H57V27L58 26H60ZM70 25H72V24H70ZM99 25V24H98ZM142 25H140V28H145L144 26H146V25H144V26H142ZM152 25H151V27H152ZM161 25V24H160ZM185 26H186V24H184ZM42 26H43V24H42ZM53 26H55V25H53ZM142 26V27H141ZM162 26V25H161ZM160 26V27H161ZM164 26V25H163ZM168 27V25H165L164 27ZM178 26V25H177ZM177 26H175V27H177ZM44 27V26H43ZM46 27V26H45ZM67 27L68 26H64V29L66 28V30H62V31H60V33H57V34H55V33H53V34H55V35H53V36H49V38H54V41L57 43V42H63L64 41V43H66L68 40L67 39H69L70 40V38H68L69 37V35H71V31L73 32V30H74V28L70 31L69 29H67ZM77 27V28H76ZM147 28H148V24H147V26H146ZM166 27V28H167ZM168 27V28H169ZM174 27V28H175ZM39 28V27H38ZM41 28V27H40ZM54 29H55V27H53ZM52 28V29H53ZM59 28V27H58ZM147 28H145L144 30H146ZM157 28V27H156ZM156 28H155V30H156ZM60 29H61V27H60ZM150 29V28H149ZM149 29H147L149 32H150V30ZM161 29H163V28H159L158 30H159V32H162V30ZM169 29V30H170ZM6 30V29H5ZM32 30V29H31ZM42 30H44V29H42ZM42 30H41V32H42ZM143 30V32L145 33V31ZM147 30H146V32H147ZM155 30H154V32L152 31V34L154 35V38L156 37V34H155ZM158 30H156V32L158 31ZM161 30V31H160ZM168 29H166V31H167ZM99 31V32H98ZM171 31V30H170ZM2 32V31H1ZM4 32V31H3ZM8 32V31H7ZM56 32V31H55ZM59 32V31H58ZM75 32V31H74ZM142 32V33H143ZM148 32V33H149ZM158 32V33H159ZM164 32H165V29H164ZM181 32V31H180ZM4 33H6V31L4 32ZM31 33V34H30ZM51 33V35H52V31L50 32ZM82 33V34H81ZM144 33H143V40L145 39L144 38ZM167 33H168V31H167ZM202 33V34H201ZM3 34V33H2ZM8 33H6V35H7ZM42 34V33H41ZM40 34V35H41ZM147 34V33H146ZM152 34H150V36H151V39L153 38L152 37ZM163 34V33H162ZM161 33H159L158 35H162ZM170 34V33H169ZM175 34H173V35H175ZM0 35H1V33H0ZM11 35V36H10ZM31 35V36H30ZM166 35V32L164 33V36ZM171 35V34H170ZM73 36H74V34H73ZM83 36V37H84ZM147 36H148V34H147ZM34 37V36H33ZM43 37V36H42ZM130 37H131V35H130ZM129 37V38H130ZM131 37V38H132ZM159 37V36H158ZM163 37V36H162ZM6 38H7V36H6ZM39 38H41V37H38V39ZM76 38V37H75ZM102 38H103V40H107L108 42L110 41H112V40H114L115 39V43H116V45H118V47L116 48V52H112V51H110L109 50V48H110V46L109 47H106V42L105 41H102ZM135 38V37H134ZM146 38H148V37H146ZM153 38V39H154ZM84 39H86L85 37L84 38H82V40H84ZM136 39V38H135ZM152 39V41H151V43H153V41L155 40V39H157V38H155L154 40ZM67 40V41H66ZM74 40V39H73ZM81 40V41H82ZM158 40V39H157ZM37 41V40H36ZM52 42L51 43H54L53 42V40H51ZM66 41V42H65ZM75 42L74 43H76V44H78L77 42H76V40H74ZM78 41V40H77ZM70 42V41H69ZM68 42V43H69ZM107 42V43H108ZM135 42V41H134ZM145 42V41H144ZM39 43H41V42H39ZM50 43V44H51ZM64 43H62V44H64ZM68 43H66L67 44V46H69L68 45ZM82 43H84V41H82L80 44L82 45ZM87 43V42H86ZM132 43V42H131ZM155 44H156V42H154ZM159 43H160V41H159ZM55 44V43H54ZM70 44V43H69ZM33 45V44H32ZM58 45V47L60 46V44H57ZM115 45V44H114ZM146 45H149V44H146ZM154 45V44H153ZM22 46H24V48L22 49ZM49 46V45H48ZM64 46L66 47V45H63V49H64ZM71 46H73V48H74V44H73V42H72V45ZM78 46V45H77ZM77 46H76V48H77ZM85 46H87V49L86 50H84L85 49ZM104 46H105V48H104ZM150 46H151V44H150ZM51 47V46H50ZM56 48H58L57 46H55ZM60 47H62V46H60ZM82 47V46H81ZM128 47V48H127ZM152 47V46H151ZM151 47H150V49H148V47H146L147 49H148V51H147V55H148V59L151 61V60H153V59H158V56H159V53L157 54L156 52V54L154 53V51L153 50H151ZM154 47H155V45H154ZM186 47H189V52H188V54L186 55V50H185V48ZM43 48V47H42ZM47 48V47H46ZM68 48V47H67ZM72 48V47H71ZM70 47H69V49H71ZM72 48V49H73ZM76 48H74L75 50H76ZM80 48V47H79ZM88 48H90V49H88ZM113 48V47H112ZM111 48V49H112ZM48 49V48H47ZM46 49V50H47ZM71 49V50H72ZM139 50V46H138V42L136 43V45H135V50ZM187 49V48H186ZM28 50H29V52H28ZM32 50H34V52L36 51L35 49H32ZM68 50V49H67ZM78 50V51H79ZM114 50V49H113ZM6 51V50H5ZM56 51H58V50H56ZM155 51H157V50H155ZM9 52H11V53H9ZM50 52V54H51V51H49ZM69 52V51H68ZM67 52V53H68ZM76 52H77V50H76ZM140 52V51H139ZM4 53V52H3ZM28 53V54H27ZM32 53V52H31ZM79 53V52H78ZM93 53H95V56H93L94 54ZM17 54V55H16ZM45 54V53H44ZM49 54V55H50ZM63 54V55H62ZM66 54V53H65ZM93 54V55H92ZM135 54V53H134ZM30 55V54H29ZM76 55V54H75ZM79 55V54H78ZM78 55H77V57H78ZM136 55H138V53L136 54ZM15 56H13V58L15 57ZM55 56V55H54ZM66 56H67V54H66ZM15 57V58H16ZM93 57H95V60H99V62L101 61V68H100V65L99 64H97V66H99V68H100V72L98 71V73H96L97 71H94L96 74V76H94L93 77V79H92V82H91V80H89V78L87 79V76H88V74H89V72H91L92 71V69H93V65L94 64H96V63H94V60L92 59ZM163 57H164V55H163ZM12 58V59H13ZM42 58H45V57H42ZM66 58H70V59H66ZM21 59V58H20ZM23 59H24V57L22 58V62H23ZM29 59H30V57H29ZM61 59V58H60ZM63 59V58H62ZM172 60V59H171ZM7 61H8V58H7ZM21 61V60H20ZM60 61V60H59ZM155 61H157V60H155ZM25 62V61H24ZM23 62V63H24ZM43 62V61H42ZM57 62V61H56ZM158 62V61H157ZM169 62H170V59H169ZM202 63H200L201 64V72H200V80H198V84L196 85L197 86V90H196V93H195V95H194V98L192 99V104L194 103L195 105H197V106H199V105H204V107L203 108H205V114H206V118H207V121H208V123L210 124V125H207L206 127H209L210 128V130H211V139L212 140H210V141H212L213 143V145L214 146H212V148H213V150H214V148H215V152L217 153V155H216V158H213L212 157V159H213V163L214 162H217L216 164V166L218 167V169H217V172L216 173H220V174H218L217 176H216V178H217V183H218V181L222 178V175H223V167H221V162H220V153H218V150H217V144H218V139H216V134H215V128H214V124H213V110L211 109V106H210V104L208 103V104H206V103H204V101L206 100V98L208 97L207 96V92H208V81H207V67H206V59H205V56H203L202 57V61H201ZM26 63V62H25ZM44 63H45V61H44ZM154 63V65H155V62H153ZM171 64H172V62H170ZM175 63V64H176ZM19 64V63H18ZM48 64V63H47ZM57 64V63H56ZM144 64V63H143ZM142 64V65H143ZM169 64V63H168ZM174 63L172 64V66H174L175 65ZM170 65V64H169ZM20 66V65H19ZM19 66H18V68H19ZM158 66V65H157ZM177 66V65H176ZM21 67V66H20ZM51 67V68H52ZM151 69H152V73H153V75L155 76L154 78H153V81H154V84L156 85V87H155V85H154V89L156 88L157 90H158V83L156 82V80H155V78H156V70H154V66H152L151 65ZM169 67V66H168ZM180 67V66H179ZM43 68H44V65H43ZM46 68H47V66H46ZM51 68H48V69H50L51 70V74H52V69ZM90 68H92V69H90ZM98 68V67H97ZM45 69V68H44ZM48 69H47V71H48ZM174 69V68H173ZM12 70V69H11ZM25 70V69H24ZM28 70V69H27ZM175 70V69H174ZM197 70V69H196ZM46 71V70H45ZM18 72L20 73V71L18 70ZM25 72H27V71H25ZM50 71H48L47 73H49ZM18 73V74H19ZM46 73V72H45ZM54 74H55V77H54ZM84 74V75H83ZM97 74H98V76H97ZM171 74H172V70H171ZM171 74H169V75H167V78H169V77H171ZM176 74V73H175ZM25 75V74H24ZM91 74H89V76H90ZM29 76V75H28ZM46 76H48L47 74H46ZM82 76H83V78H82ZM8 77L9 76H7V79H8ZM37 77V76H36ZM40 77V76H39ZM92 77V76H91ZM178 77H179V75H178ZM177 77V78H178ZM14 78L16 79V77L14 76ZM54 78H55V80H54ZM80 78V79H79ZM175 78V77H174ZM176 78V79H177ZM75 79V80H74ZM186 79V78H185ZM199 79V78H198ZM35 80H37V79H34V81ZM38 80H40V79H38ZM42 80V79H41ZM3 81V80H2ZM10 81V80H9ZM14 81V80H13ZM12 81V82H13ZM74 81V82H73ZM4 83V85H5V82L6 81H3ZM42 82V81H41ZM41 82H39L38 81V84H39V86H44V82L41 84ZM83 84H82V83ZM23 83V82H22ZM37 83V82H36ZM35 83V84H36ZM81 83V84H80ZM181 83V82H180ZM2 84V85H3ZM6 84H7V82H6ZM17 84V83H16ZM34 84V85H35ZM38 84H37V87H39L38 86ZM41 84V85H40ZM45 84V85H46ZM66 84H68V85H66ZM184 84V83H183ZM181 85L180 86V88H176V87H179V86H176L175 87V90L177 89V90H180L184 85ZM66 85V86H65ZM178 85H180V84H178ZM6 86V85H5ZM21 86H23L22 84H21ZM36 86V85H35ZM47 86H45V88H47ZM74 86V85H73ZM3 87V86H2ZM9 87V86H8ZM14 87L16 88H19L20 86L18 85H16L15 86V84H14ZM77 87V86H76ZM21 88V87H20ZM24 88V87H23ZM22 88V90L24 91V89ZM45 88H41V89H44L45 90V92L47 91V89H45ZM70 88V89H69ZM137 88H139V90L137 91ZM6 89L8 90H6V92H8L7 93V96H9L10 97V94H11V90H9L7 87H6ZM38 89V88H37ZM40 89V88H39ZM73 89V88H72ZM77 89H79V87H77ZM81 89V90H82ZM156 89H155V91H156ZM1 90V89H0ZM3 90H4V88H3ZM17 90V89H16ZM16 90H14V91H16ZM21 90V89H20ZM57 90V91H56ZM69 91V93L71 92V94H69V93H66V91ZM84 90V91H85ZM13 91V90H12ZM28 91H29V89H28ZM35 91H36V89H35ZM54 91H56V92H54ZM65 91V92H64ZM79 91V90H78ZM159 91V90H158ZM3 92V91H2ZM6 92L4 93V95H3V97L4 98H6L5 97V95H6ZM25 92V91H24ZM38 92H40V91H38ZM37 92V94H39ZM64 92V93H63ZM83 92V91H82ZM177 92V91H176ZM175 92V93H176ZM10 93V94H9ZM27 93V92H26ZM41 93V92H40ZM47 93H48V91H47ZM158 93H160V92H157V94ZM3 94V93H2ZM25 94V93H24ZM31 94V93H30ZM43 94V93H42ZM41 94V95H42ZM79 94V93H78ZM26 95L27 94H25V96H24V98L26 97ZM40 95V94H39ZM44 95H47V94H45L44 93ZM49 95H50V93H49ZM61 95V94H60ZM163 95V94H162ZM19 96V95H18ZM23 96V95H22ZM28 96V95H27ZM77 96H79L80 97V95H77ZM82 96H83V94H82ZM160 96V95H159ZM0 97H1V95H0ZM31 97V96H30ZM39 97V96H38ZM41 97L42 96H40L39 98L41 99ZM44 97V96H43ZM42 97V98H43ZM46 97V96H45ZM48 97V96H47ZM58 97H61V96H59L58 95ZM78 97V98H79ZM15 98V97H14ZM49 98V97H48ZM54 98V97H53ZM82 98V97H81ZM10 99H11V97H10ZM16 99H17V97H16ZM51 99V98H50ZM54 99H56V97L54 98ZM165 99H166V97H165ZM0 100H2V99H0ZM3 100H5V99H3ZM8 100V99H7ZM12 100H14V99H12ZM34 100V99H33ZM44 100H46V98L44 99ZM44 100H42V102H43V104H44V106H42L43 108L45 107V105H46V102L44 101ZM62 100H63V102H62ZM71 100H72V102H71ZM207 100H209V97L207 98ZM28 101H30V98H29V100ZM36 101H38V100H36ZM40 101V100H39ZM50 101H52V99L50 100ZM65 101V102H64ZM84 101V100H83ZM166 101V100H165ZM164 101V102H165ZM168 101V100H167ZM25 102V101H24ZM78 102H79V99H78ZM88 102V103H89ZM8 103H9V100H8ZM39 103V102H38ZM80 103V102H79ZM204 103V104H203ZM33 104V103H32ZM51 104H53V103H51ZM85 104H86V102H85ZM165 104V103H164ZM168 104V103H167ZM9 105V104H8ZM16 105V104H15ZM35 105V104H34ZM81 105V104H80ZM87 105V104H86ZM169 105V104H168ZM88 106V105H87ZM127 106H128V108H129V113L130 112H133V114L131 115L130 114V116H129V114L127 113L128 112V108H127ZM194 106V105H193ZM196 106V107H197ZM3 107V106H2ZM15 107V106H14ZM20 107V106H19ZM32 107V106H31ZM41 107V106H40ZM42 107H41V109H42ZM127 109H126V108ZM195 107V108H196ZM10 108V109H9ZM49 108H50V106H49V104H48V107L46 108L45 107V109H47V110H49ZM191 108V107H190ZM199 108V107H198ZM202 108V107H201ZM5 109V108H4ZM9 109V110H8ZM41 109H40V111H41ZM45 109H42V111L43 110H45ZM126 109V110H125ZM153 109H154V106H153ZM189 109V108H188ZM76 110V111H75ZM166 112H167V116H168V119L170 118V116L172 117V118H174V116H173V111H171V107L169 106H167L166 107ZM191 110V109H190ZM250 110V109H249ZM264 108H261V109H257V110H252V111H256V113L254 112H252L251 110H250V112H247V113H245V114H243V115H236V116H233L232 117V119H230V122H228V124H229V127H228V130H227V135H226V148H231V147H233V146H236V145H241V146H246L248 143H252L253 141H256V142H259V143H261V142H263L264 141V136L262 135V136H256V138L255 137H253V138H249V136H251V134H249L247 131H245V127H244V124H245V122H247V120H249V119H253L252 117L253 116H264ZM41 111V112H42ZM74 113H73V112ZM84 113V111L86 112V113H88L89 114V116L91 117V118H86L85 116H83V114H81L82 112ZM150 112L152 111V110H149ZM70 113V114H67V115H71V114H74L73 116L71 115V120H70V118H69V116H68V118H69V122L68 123H65V121L62 119V117H61V115L63 114L65 117L64 118H66V115H65V113ZM92 112H94L93 114H92ZM194 113V111H191L190 112V114H189V119L187 120V122H186V125L187 126H189V128H190V126H192V128H193V132L191 133V135H190V137H189V141L188 142H186V144H188V149L191 147V148H194L195 146V148H196V151H198V150H200V148L199 147H201L200 146V144H201V141H202V137H201V134H200V124H199V121H200V115H198V114H193ZM202 112H204V111H202ZM43 113V112H42ZM45 114H43L44 116H45ZM96 114V115H95ZM128 114V115H127ZM241 114V113H240ZM39 115H41V114H39ZM84 115H87V114H85L84 113ZM127 115V116H126ZM152 115H153V112H152ZM139 116V117H138ZM262 116V117H263ZM88 117V116H87ZM128 117H127V119H128ZM152 117V116H151ZM42 118H41V120H42ZM198 118H199V121H197L198 120ZM155 119V118H154ZM34 120V119H33ZM133 120V121H134ZM263 120V119H262ZM32 121V120H31ZM141 121V120H140ZM140 121H139V124H140ZM130 122V121H129ZM154 122H155V120H154ZM131 123V122H130ZM255 123V122H254ZM38 124V123H37ZM136 124V123H135ZM154 124H156V123H154ZM167 124V123H166ZM206 125V124H205ZM246 125V124H245ZM35 126V125H34ZM37 126V125H36ZM35 126V127H36ZM152 126H154V125H152ZM156 126V125H155ZM168 126H169V128H170V132H171V128H172V130H173V134H174V131H175V128L176 127H178L179 125H178V119H177V117H175V119L174 120H172V121H169V124H168ZM40 127V126H39ZM157 127V126H156ZM155 127V128H156ZM135 128V127H134ZM138 128V127H137ZM209 128H208V130H209ZM36 129V128H35ZM38 129V128H37ZM140 129V128H139ZM144 129H146V128H144ZM239 129H243V130H239ZM254 130V129H253ZM29 131V130H28ZM141 131V130H140ZM158 131V130H157ZM238 131H240V132H238ZM37 132V131H36ZM73 132V133H72ZM151 132H152V130H151ZM247 132V134H244V133H246ZM70 133H72L73 135H71ZM123 134V135H121V134ZM136 133V132H135ZM141 133H142V131H141ZM144 133V132H143ZM48 134L51 136V138H48ZM69 134V135H68ZM131 134H132V132H131ZM131 134H130V136H131ZM113 135H112V137H113ZM116 135V134H115ZM146 135V134H145ZM149 135H150V138H151V135H153V133L152 134H148V136L147 137H149ZM157 135V134H156ZM168 135H169V133H168ZM171 135V134H170ZM203 135V134H202ZM119 136V137H120ZM144 136V135H143ZM155 136V135H154ZM153 136V137H154ZM116 137V136H115ZM119 137H118V139H119ZM132 137V136H131ZM145 137V136H144ZM173 137V136H172ZM206 137V136H205ZM236 137H242V138H244V141H239V140H237V138ZM30 138V137H29ZM33 138V137H32ZM126 138V137H125ZM128 138H129V136H128ZM127 138V139H128ZM149 138V139H150ZM158 138H161L159 135H158ZM111 140H112V138H110ZM115 139V138H114ZM113 139V140H114ZM121 139V138H120ZM180 139V137L179 136H177V140H179ZM112 140V141H113ZM121 140H124V138H122ZM121 140H119L118 142H120ZM160 140V139H159ZM170 140H172V138L170 139ZM176 140V141H177ZM241 140V139H240ZM125 141V140H124ZM174 141V140H173ZM172 141V142H173ZM236 141V143H234ZM21 142V143H20ZM70 142L72 143V146L76 143V145H75V149H74V151H72L71 153H69V152H67V150H68V148L71 146V144H70ZM122 142V141H121ZM127 141H125V143H126ZM160 142H161V144H160V146H161V149L163 148V142H162V140H160ZM180 142V141H179ZM203 142V141H202ZM205 142V141H204ZM114 143V142H113ZM117 142L115 141V143L113 144V146L116 144ZM131 143V142H130ZM155 143V142H154ZM111 144V143H110ZM118 144V143H117ZM122 144V143H121ZM150 144V143H149ZM177 144H179V143H177ZM176 144V145H177ZM211 144V145H212ZM232 144V145H231ZM119 145V144H118ZM202 145V144H201ZM25 146V145H24ZM107 146H109V143H108V145ZM197 146H199L198 148H197ZM74 147V146H73ZM101 148L102 150L104 149L105 150V148ZM110 147V146H109ZM127 147V146H126ZM135 147V146H134ZM203 147V146H202ZM95 148V149H94ZM124 148H125V146H124ZM160 148V147H159ZM191 148H190V150H191ZM25 149V148H24ZM72 149V148H71ZM77 149V150H76ZM109 149V148H108ZM73 150V149H72ZM90 150V149H89ZM114 151V150H113ZM126 151V150H125ZM181 151V150H180ZM186 151V150H185ZM258 152H256V151H254V150H248V154L247 155H245V156H242L241 158L242 159H246V158H252L254 155H257V154H259V155H261L262 154V150L261 149H258L257 150ZM30 152V151H29ZM29 152L27 153V154H29ZM50 152H52V154L50 155ZM98 152V151H97ZM183 152H184V150H183ZM199 152V151H198ZM21 153V152H20ZM25 154H26V152H24ZM99 153V152H98ZM97 153V154H98ZM112 153V152H111ZM133 153V152H132ZM136 153V152H135ZM135 153H133V154H135ZM145 153V152H144ZM184 153H186V152H184ZM201 153V152H200ZM23 154V153H22ZM103 154V153H102ZM124 154V153H123ZM133 154H130V156H131V161H129V162H127V164H126V162H125V164H122L121 166H119V169H118V171L117 172H119V174L121 175L122 174V177L124 178L123 180L125 181V183L127 184L128 182H130V181H132V180H130L131 179V176H132V173H133V171H134V169H136L135 168V166L137 165L136 163V161H135V156L133 155ZM161 154H162V152H161ZM31 155H32V153H31ZM52 155H53V158H52ZM67 155L69 156L68 158H67ZM87 155V156H86ZM90 155H92V154H90ZM108 155V154H107ZM113 155V154H112ZM129 155V154H128ZM153 155V154H152ZM166 155V154H165ZM28 156V158H29V155H27ZM95 156V155H94ZM155 156V155H154ZM178 156H179V158L182 156V154L181 153H178ZM177 156V157H178ZM186 156L187 155H185V158H186ZM199 156V155H198ZM91 157V156H90ZM102 157V156H101ZM150 157V156H149ZM19 158V159H18ZM21 158V159H20ZM113 158V157H112ZM164 158V157H163ZM92 159V158H91ZM120 159V158H119ZM140 159V158H139ZM150 159L151 158H149V161H150ZM181 159H182V157H181ZM211 158H209V160H210ZM21 160V161H22ZM27 160V159H26ZM93 160V159H92ZM95 160V159H94ZM157 160V159H156ZM217 160V161H216ZM31 161H33V160H31ZM31 161H30V163H31ZM91 161V160H90ZM182 160H180V162H181ZM100 162V161H99ZM98 162V163H99ZM120 162V161H119ZM122 163H123V161H121ZM145 162V161H144ZM180 162H178V163H180ZM188 162L190 163L191 161L188 159ZM212 162V161H211ZM27 163V162H26ZM177 163V164H178ZM85 164V163H84ZM83 164V165H84ZM155 164V162L152 164V165H154ZM181 164V163H180ZM184 164V163H183ZM186 164V163H185ZM210 164H212V163H210ZM215 164V163H214ZM33 165V166H34ZM88 165V164H87ZM110 165V164H109ZM142 165V164H141ZM145 165V164H144ZM151 165V166H152ZM30 166H31V164H30ZM97 166H98V164H97ZM185 166V165H184ZM79 167V166H78ZM84 167L86 168V164L84 165ZM90 167V166H89ZM140 167V166H139ZM154 167H156V168H154ZM153 168H154V172H156V173H158L159 174V171L157 172V170H158V164L156 165V166H154ZM182 168H183V165L181 166ZM84 168V169H85ZM115 168V167H114ZM152 168V169H153ZM178 168L180 169V166L178 165ZM81 169H82V167H81ZM80 169V170H81ZM83 169V170H84ZM90 169V168H89ZM100 169V168H99ZM116 169V168H115ZM184 169V168H183ZM183 169H181V170H183ZM253 169H255V171L257 172V174H258V176H259V179H262L263 178V176H264V159H263V161H262V163L260 164V166H256L255 164L253 165ZM75 170V169H74ZM79 170V169H78ZM96 170V169H95ZM143 170V169H142ZM76 171V170H75ZM84 171H86V169L84 170ZM100 171V170H99ZM105 171V170H104ZM114 171V170H113ZM152 171V170H151ZM132 172V173H131ZM184 172H186V171H184ZM206 172H207V170H206ZM76 173V172H75ZM78 173V172H77ZM93 173V172H92ZM130 173H131V175H130ZM183 173V172H182ZM188 173V172H187ZM207 173H209V172H207ZM79 174V173H78ZM185 174V173H184ZM183 174V175H184ZM200 174V173H199ZM214 174V173H213ZM1 175V174H0ZM88 175V174H87ZM96 175V174H95ZM139 175V174H138ZM89 176V175H88ZM98 176H100V175H98ZM167 176H169V175H167ZM196 176H198V174H196L194 177H196ZM188 177V176H187ZM119 178V177H118ZM213 178H214V175H213ZM67 179V178H66ZM88 179V181H87V183H89V178H87ZM93 179V178H92ZM215 179V178H214ZM21 180V179H20ZM169 180V179H168ZM184 180H186V175H185V179ZM73 181V180H72ZM109 181V180H108ZM187 181V180H186ZM215 181V180H214ZM21 182V181H20ZM123 182V181H122ZM72 183V182H71ZM118 183V182H117ZM70 184V183H69ZM68 184V185H69ZM120 184V183H119ZM67 185V184H66ZM73 186H74V184H72ZM116 185V184H115ZM115 185H113V187L115 186ZM198 185H199V187H198V189H199V192H200V194H202L203 195V198L204 197H206V195L207 194H209L210 193V191L212 190V188L216 185V184H203V183H198ZM212 185V186H211ZM17 186V187H16ZM121 186V185H120ZM133 186V185H132ZM79 188V187H78ZM169 188V187H168ZM67 189V190H66ZM71 189V188H70ZM104 189V188H103ZM89 190V189H88ZM102 190V189H101ZM72 191H73V189H72ZM157 191V190H156ZM21 194H20V193ZM175 191H174V189H172V193H174ZM166 193V192H165ZM19 194L21 195L20 197H18L19 196ZM126 194V193H125ZM175 194V193H174ZM109 195V194H108ZM173 195V194H172ZM87 196V195H86ZM173 196H175V195H173ZM59 197V196H58ZM17 198H19V199H17ZM57 198V197H56ZM116 198H117V200H116ZM120 198V197H119ZM148 198H149V196H148ZM164 198V197H163ZM17 199V200H16ZM77 199V198H76ZM58 200V199H57ZM105 200V199H104ZM74 201V202H73ZM158 201V200H157ZM58 202V201H57ZM122 202V201H121ZM62 203V202H61ZM76 203V202H75ZM132 203V202H131ZM160 203V202H159ZM117 204V203H116ZM58 205V204H57ZM8 206V207H9ZM16 206V207H15ZM122 206V205H121ZM132 206V205H131ZM144 206V205H143ZM145 206H146V204H145ZM144 206V207H145ZM7 207V208H8ZM147 207V206H146ZM195 207V206H194ZM51 208V207H50ZM54 208V207H53ZM52 208V209H53ZM75 208V207H74ZM193 210H194V208H193V206L191 207ZM4 209V208H3ZM176 209V208H175ZM174 208H172V209H170V208H168L167 210H166V214H165V216H164V218H163V221H161V223L163 224L162 225V227H164L163 228V230H162V232L164 231V229L167 231H172V235H173V239L172 240H174L175 239V241H177V243H175V245L176 244H178V245H180L181 246V248H180V251H181V254H183V240H182V237L184 236V233L185 232H183L182 234H181V230H182V224H179V222H178V227L176 228V227H174L173 226V220H174V217H176V216H174V213L176 214V212L174 211L175 210ZM191 209V210H192ZM6 210V209H5ZM4 210V211H5ZM9 210V209H8ZM7 210V211H8ZM103 210V209H102ZM141 210V209H140ZM1 211V210H0ZM4 211H3V213H4ZM17 211H18V209H17ZM39 211V212H38ZM53 211H54V209H53ZM2 212V211H1ZM1 212H0V214H1ZM48 212V211H47ZM96 212V211H95ZM6 213V212H5ZM11 213V212H10ZM39 213H41L42 215L40 216V214ZM99 213H101V212H99ZM103 213V212H102ZM116 213V212H115ZM123 213V212H122ZM19 214V213H18ZM49 214V213H48ZM95 214V213H94ZM21 215V214H20ZM46 215V214H45ZM53 215V214H52ZM81 215V214H80ZM118 215V214H117ZM177 215V214H176ZM12 216V215H11ZM62 216V217H61ZM105 216V217H104ZM2 217V216H1ZM4 217V216H3ZM7 217V216H6ZM58 219V218H57ZM56 219V220H57ZM77 219H78V221H77ZM82 219V218H81ZM7 220H8V217H7ZM14 220V219H13ZM62 220V219H61ZM162 220V219H161ZM15 221V220H14ZM46 221H47V215H46ZM48 222V221H47ZM51 222H53L54 224H55V222H54V220L53 221H51ZM59 222V221H58ZM3 223V222H2ZM116 223H118V221L116 222ZM120 223V222H119ZM141 223V222H140ZM49 224H51L50 223V221H49ZM54 224H52V225H54ZM19 225V224H18ZM23 226V225H22ZM99 226H100V228H99ZM103 226V227H102ZM135 226V225H134ZM186 226H187V224H186ZM54 227H56V224L54 225ZM58 227H56V228H58ZM121 227H122V225H121ZM150 227V226H149ZM189 223H188V231H191L192 230V228L191 229H189ZM6 228V227H5ZM104 228V229H103ZM175 228V230H173ZM14 229V228H13ZM12 229V230H13ZM21 229V228H20ZM53 229V228H52ZM124 229V228H123ZM130 229V228H129ZM156 229V228H155ZM159 229H160V227H159ZM57 230V229H56ZM55 230V231H56ZM147 230V229H146ZM158 230V229H157ZM156 230V231H157ZM53 231V230H52ZM125 231V230H124ZM129 232V231H128ZM155 232V231H154ZM153 232V233H154ZM165 232V231H164ZM53 233V232H52ZM109 233V234H108ZM131 233V232H130ZM157 233V232H156ZM158 233H159V231H158ZM158 233H157V235H158ZM171 233V232H170ZM1 234V233H0ZM6 234H7V232H6ZM14 234V233H13ZM108 234V235H107ZM114 234V233H113ZM138 234V233H137ZM160 234H162V233H160ZM165 234V233H164ZM167 234H169V233H167ZM167 234H166V236H167ZM21 235V234H20ZM155 234H153V236H154ZM163 235V234H162ZM162 235H161V237H162ZM24 236V235H23ZM54 236H55V234H54ZM107 236V237H106ZM112 236V235H111ZM116 236V235H115ZM156 236V235H155ZM159 236V235H158ZM165 236V235H164ZM2 237V236H1ZM57 237V236H56ZM65 237V238H66ZM104 237V236H103ZM168 237H170V234L168 235ZM168 237H164V238H168ZM4 238V237H3ZM15 238V237H14ZM18 238H19V236H18ZM21 238V237H20ZM20 238H19V241H18V243L16 242L15 244L17 245V248L15 247V246H13V247H15V250H17L18 248L20 249V247L22 246V244L24 243V240H23V243L22 242H20L21 240H20ZM58 238V237H57ZM152 238V237H151ZM156 238V237H155ZM154 238V239H155ZM11 239H12V237H11ZM62 239V238H61ZM110 239V238H109ZM128 239V238H127ZM157 239V238H156ZM166 239H163V240H166ZM170 240H171V238H169ZM4 240V239H3ZM14 240V239H13ZM56 240V239H55ZM58 240V239H57ZM99 240V239H98ZM144 240V239H143ZM163 240H161L162 242H163ZM132 241V240H131ZM130 241V242H131ZM135 241V240H134ZM137 241V240H136ZM147 241H148V239H147ZM157 241V240H156ZM159 241V240H158ZM167 241H169L168 239H167ZM56 242H58V241H56ZM60 242V241H59ZM96 242V243H95ZM126 242V241H125ZM166 242V241H165ZM164 242V243H165ZM172 242V241H171ZM8 243V242H7ZM66 243V242H65ZM135 243V242H134ZM148 243V242H147ZM21 244V245H20ZM25 244V243H24ZM41 244V243H40ZM54 244V243H53ZM129 244V243H128ZM174 244V243H173ZM5 245H9V244H5ZM20 245V246H19ZM37 245H38V243H37ZM42 245V244H41ZM50 245V244H49ZM108 245H110L109 244V242H108ZM133 245V244H132ZM147 245V244H146ZM165 245H166V243H165ZM29 246V245H28ZM36 246V245H35ZM39 247H41L40 245H38ZM44 246V245H43ZM61 246V245H60ZM163 246V245H162ZM167 246V245H166ZM32 247V248H33ZM38 247V248H39ZM56 247V246H55ZM101 247V246H100ZM107 247V246H106ZM168 247V246H167ZM22 248V247H21ZM31 248V249H32ZM42 248V247H41ZM14 249V248H13ZM112 249V248H111ZM160 249H161V247H160ZM159 249V250H160ZM43 250H44V252L45 253H47V255H48V253H49V249H48V247L46 246V247H44L43 248ZM63 250H62V252H63ZM99 250V249H98ZM103 250V249H102ZM10 251V250H9ZM20 251V250H19ZM33 251H35L34 249H33ZM61 251V250H60ZM97 251V250H96ZM105 251V250H104ZM157 251V250H156ZM163 251V250H162ZM1 253H2V251H0ZM23 252V251H22ZM52 252V251H51ZM56 252V251H55ZM110 253H112L111 251H109ZM133 252V251H132ZM137 252V251H136ZM178 252V251H177ZM0 253V254H1ZM6 252H4V254H5ZM12 253V252H11ZM15 253V252H14ZM97 253V252H96ZM104 253V252H103ZM124 253V252H123ZM9 254V253H8ZM19 254V253H18ZM95 254V253H94ZM98 254H101L100 252H98ZM113 254V253H112ZM111 254V255H112ZM2 255V254H1ZM0 255V264H11L10 262H9V258L7 257V259L5 258V256H1ZM16 255H17V253H16ZM57 255V254H56ZM61 255H63V254H61ZM97 255V254H96ZM115 255H116V253H115ZM118 255V254H117ZM12 256V255H11ZM18 256V255H17ZM22 256V255H21ZM32 256V255H31ZM49 256V255H48ZM51 256V255H50ZM64 256V255H63ZM95 256V255H94ZM52 257V256H51ZM56 257V256H55ZM54 257V258H55ZM58 257V256H57ZM53 258V257H52ZM50 259V263L49 264H61L60 262L61 261H59V258H57V259ZM62 258V257H61ZM67 258H66V260H67ZM102 258V257H101ZM111 258H113L112 256H111ZM133 258H135V257H133ZM138 258V257H137ZM28 259H29V257H28ZM100 259V258H99ZM103 259V258H102ZM107 259V258H106ZM16 260V259H15ZM35 260V259H34ZM37 260V259H36ZM61 260V259H60ZM62 260H63V258H62ZM116 260H117V258H116ZM133 259H131V261H132ZM114 261V260H113ZM173 261V260H172ZM11 262H12V260H11ZM23 262V261H22ZM136 262V261H135ZM176 262V261H175ZM174 262V263H175ZM13 263V262H12ZM43 263V262H42ZM133 263V262H132ZM15 264V263H14ZM134 264V263H133ZM168 264V263H167Z\"/></svg>", "mask_w": 264, "mask_h": 264}, {"label": "crops", "instance_id": "3", "mask_svg": "<svg viewBox=\"0 0 264 264\" xmlns=\"http://www.w3.org/2000/svg\"><path fill=\"white\" fill-rule=\"evenodd\" d=\"M223 1L212 22L209 96L215 118L232 119L264 104V0ZM236 109L245 110L228 114ZM250 133L249 138L264 136V130ZM242 147V152L240 146L227 150L219 140L225 182L199 210L192 230L184 233L182 264H264V190L263 198L257 191L264 176L259 179L253 169L264 159V141ZM258 149L261 155L241 158Z\"/></svg>", "mask_w": 264, "mask_h": 264}]
</instances>
